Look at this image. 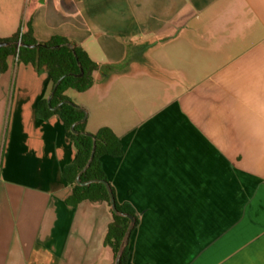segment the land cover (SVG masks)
<instances>
[{"label": "crops", "instance_id": "crops-1", "mask_svg": "<svg viewBox=\"0 0 264 264\" xmlns=\"http://www.w3.org/2000/svg\"><path fill=\"white\" fill-rule=\"evenodd\" d=\"M21 30L124 63L66 95L86 132L120 138L123 156L102 164L139 218L129 264H264V0H0V39ZM6 65L0 264H114L111 207L66 202L76 148L58 115H39L50 76Z\"/></svg>", "mask_w": 264, "mask_h": 264}, {"label": "trees", "instance_id": "trees-1", "mask_svg": "<svg viewBox=\"0 0 264 264\" xmlns=\"http://www.w3.org/2000/svg\"><path fill=\"white\" fill-rule=\"evenodd\" d=\"M0 42L11 43L8 47L0 48V72L6 69L8 58L13 56L24 64H31L36 69L45 71L50 76L53 88L63 78L51 99L50 106L47 100H44L38 105V112L40 116L45 118L53 114L58 115L64 123L67 137L74 143L76 148V159L64 172L66 180L72 186V194L67 199V204L76 207L84 201H89L92 204L106 203L110 207V196L105 185L93 183L81 187L77 185V177L90 159L95 140L96 149L94 158L86 172L81 175V181L89 182L97 180L109 182L103 168L102 158L104 156H123L124 151L120 138L108 127H103L95 134H90L85 130V123L78 124L75 127V130L82 134H73L71 130L72 126L81 121L86 116V112L72 103L66 93L69 90H75L78 93L90 90L96 82V72L101 73L103 82H110L114 77L119 75V71L123 68L124 63L100 66L82 48L75 46L74 50L71 49L69 47L71 43L63 38L55 37L46 43H38L32 34H23L21 31H18L10 38L0 39ZM18 43L27 45L40 44V46L31 49L20 47ZM81 69L84 73L78 77L77 75L81 73ZM67 102H71L72 104H68ZM59 104L62 105L57 110L51 109ZM111 189L116 200L115 190L112 186ZM116 207L120 212L136 218V228L139 224V218L132 205L128 203L120 204L116 200ZM111 213L113 219L108 227L104 243L112 249L115 260L130 220L126 217L118 216L112 211ZM129 260L130 252L128 245L123 253L121 262L122 264H129Z\"/></svg>", "mask_w": 264, "mask_h": 264}, {"label": "water", "instance_id": "water-1", "mask_svg": "<svg viewBox=\"0 0 264 264\" xmlns=\"http://www.w3.org/2000/svg\"><path fill=\"white\" fill-rule=\"evenodd\" d=\"M11 43H8V42H0V48L2 47H8L10 46ZM18 45L20 47H26V48H31V49H34V48H37L40 46V44H36V45H27V44H22V43H18ZM69 47L71 49H75V45L73 44H69ZM80 65V63H79ZM83 70L81 69V73L79 75H77L78 77L82 76L83 75ZM63 79V78H62ZM62 79H60L55 87L53 88L50 96L48 97V105L50 106V103H51V99L57 89V87L60 85ZM68 104H72L71 102H67ZM62 104H59L58 106L54 107V108H51L52 110H57ZM86 118H87V115L79 122L75 123L73 126H72V133L73 134H80L81 132H78L75 130V127L78 125V124H81V123H84L86 121ZM82 134V133H81ZM95 140H94V146H93V150H92V153H91V156H90V159L88 161V163L86 164V166L84 167V169L79 173L78 177H77V185L78 186H88L90 184H93V183H101L103 185L106 186L107 188V191L109 193V196H110V207H111V210L114 214L118 215V216H121V217H126L130 220V224L126 230V233L124 235V238H123V241L121 243V246H120V249L116 255V258H115V261H114V264H122L121 262V259H122V256H123V253L125 251V249L127 248V246L129 245V241H130V238H131V234H132V231L134 230L135 228V225H136V218L132 215H129V214H126V213H122L120 212L117 207H116V200H115V197L112 193V189H111V185L109 182H106V181H97V180H93V181H89V182H82L81 181V175L86 172V170L89 168V166L91 165V162L94 158V155H95Z\"/></svg>", "mask_w": 264, "mask_h": 264}, {"label": "rangeland", "instance_id": "rangeland-1", "mask_svg": "<svg viewBox=\"0 0 264 264\" xmlns=\"http://www.w3.org/2000/svg\"><path fill=\"white\" fill-rule=\"evenodd\" d=\"M133 69H134L133 67H132V68L130 67V68L128 69V71H132ZM135 69H137V68H135Z\"/></svg>", "mask_w": 264, "mask_h": 264}, {"label": "built area", "instance_id": "built-area-1", "mask_svg": "<svg viewBox=\"0 0 264 264\" xmlns=\"http://www.w3.org/2000/svg\"><path fill=\"white\" fill-rule=\"evenodd\" d=\"M21 33H22V30H21Z\"/></svg>", "mask_w": 264, "mask_h": 264}]
</instances>
